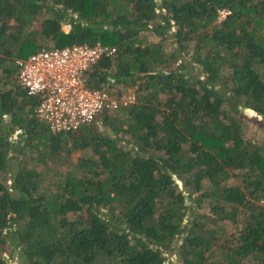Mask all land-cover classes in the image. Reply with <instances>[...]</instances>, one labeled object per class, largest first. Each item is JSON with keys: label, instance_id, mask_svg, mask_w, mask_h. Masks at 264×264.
<instances>
[{"label": "trees", "instance_id": "trees-1", "mask_svg": "<svg viewBox=\"0 0 264 264\" xmlns=\"http://www.w3.org/2000/svg\"><path fill=\"white\" fill-rule=\"evenodd\" d=\"M263 32L264 0H0V264H264V143L239 117L264 129ZM97 43L116 51L88 85L136 100L52 133L16 60Z\"/></svg>", "mask_w": 264, "mask_h": 264}, {"label": "built area", "instance_id": "built-area-1", "mask_svg": "<svg viewBox=\"0 0 264 264\" xmlns=\"http://www.w3.org/2000/svg\"><path fill=\"white\" fill-rule=\"evenodd\" d=\"M225 15L228 13L224 11ZM115 47L97 43L62 48H41L27 58H18V80L29 95L36 97V117L52 133H77L105 112H117L135 100L114 94L113 79L106 87L91 88L88 73L102 56H112Z\"/></svg>", "mask_w": 264, "mask_h": 264}, {"label": "rangeland", "instance_id": "rangeland-1", "mask_svg": "<svg viewBox=\"0 0 264 264\" xmlns=\"http://www.w3.org/2000/svg\"><path fill=\"white\" fill-rule=\"evenodd\" d=\"M225 16H226L225 12L221 11L220 15H219V20H223L225 18ZM46 17H47V14H43V16L40 17V18L38 17V19L34 23V28L33 29L39 30L41 22ZM70 28H71V26L66 24V22L63 23L62 29L65 32H68L70 30ZM50 42L51 41L48 42V46L51 45ZM173 45H176L175 41L169 39L168 43H167V49L169 50L170 47L173 46ZM188 60H189V58H188ZM193 67H194V69H195V71L197 73L203 74L202 69L200 67H198L196 65H193ZM115 86L113 87L115 95H117V94H120V95L122 94V95H125V96L128 95L127 97H123V100L127 99L131 95L133 97V99L135 100L136 96H135L133 88H127V89L122 88L121 89L120 86L119 87H115ZM245 112H246V115H247L248 118H244L243 116H239V117H240L241 121H242V119L244 121V124L242 126H243V132H244L246 138L248 140H251L255 144L264 143V129L260 128L256 124V122L254 121V119L260 120L261 116H259L255 111H253L251 109L245 110ZM101 129H103V127ZM120 136H122V133H120ZM13 138L18 139V132L14 133ZM127 138H128V136L123 137L122 141H125ZM82 154L83 153L80 152V151H77V152L74 151V153L72 154L71 158L73 160H76ZM19 156H20V154H19ZM16 165H17L16 161H14V160L11 161L9 163V170H8L7 177H3L2 178V182H4V184L6 185V187L9 188V190H11V186H12V183H13V177L12 176H13V172H15V166ZM35 169L40 171L42 168L39 167V168H35ZM177 183L179 184L180 187L183 185V181L179 180V182L177 181ZM229 183L230 184H241V181L239 179L231 177V179L229 180ZM208 184H209V181H205V185L204 186H207ZM182 189H184V188L182 187ZM207 209L208 208L205 207V211H207ZM73 217H75L74 214H73ZM218 225H222V224L219 223V224H217V226ZM223 225L225 226V229L229 233H232V232L236 231V227L234 225H232V223L230 221L223 222ZM183 236H184V233H182L179 236V239H177V241L175 242V245L178 246L181 243V240H182ZM3 253L8 259L7 264H24V263L26 264V262L23 261V259L21 258V255L19 253H16V255H13L7 248H4V252ZM164 257H165V260H167L168 264H181L180 259H179L180 257L176 253V250H174L173 252H166V253L164 252Z\"/></svg>", "mask_w": 264, "mask_h": 264}]
</instances>
